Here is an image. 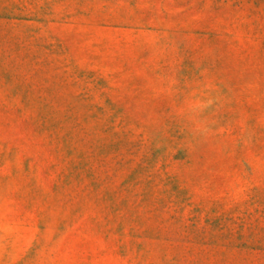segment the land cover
<instances>
[{
    "label": "rangeland",
    "instance_id": "1",
    "mask_svg": "<svg viewBox=\"0 0 264 264\" xmlns=\"http://www.w3.org/2000/svg\"><path fill=\"white\" fill-rule=\"evenodd\" d=\"M0 264H264V0H0Z\"/></svg>",
    "mask_w": 264,
    "mask_h": 264
}]
</instances>
